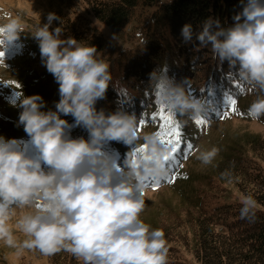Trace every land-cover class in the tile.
<instances>
[{"label": "clouds", "instance_id": "9594fccd", "mask_svg": "<svg viewBox=\"0 0 264 264\" xmlns=\"http://www.w3.org/2000/svg\"><path fill=\"white\" fill-rule=\"evenodd\" d=\"M241 3L242 11L234 15L230 27L209 18L195 40L210 47L214 59L227 62L229 75L256 94L246 114L259 120L264 117V0ZM58 19L49 13L43 26L30 31L59 85L55 111L42 110L39 94L20 92L18 123L28 140L0 136V241L18 254L25 249L44 256L65 251L82 264H167L165 232L145 222L142 214L148 182L170 174L166 156L171 148L160 133L139 129L135 112L124 107L133 99L127 89L114 84L123 93L119 107L107 114L97 110V102L106 98L113 84L110 64L94 45L61 38L62 27L50 30ZM22 31L17 17L0 23V68H8L5 49L19 40ZM181 36L185 44L193 41L191 23L182 27ZM149 84L157 104L180 118L181 125L209 117V101L189 90L191 81L178 83L170 77L167 64L150 74ZM66 115L74 124L62 118ZM73 127H83L88 138L71 137ZM113 141L129 146L122 160L106 148ZM219 151L216 146L199 151L197 159L210 165ZM255 207V199L247 196L241 218L253 221ZM14 208L25 211L13 223Z\"/></svg>", "mask_w": 264, "mask_h": 264}, {"label": "trees", "instance_id": "16d2710c", "mask_svg": "<svg viewBox=\"0 0 264 264\" xmlns=\"http://www.w3.org/2000/svg\"><path fill=\"white\" fill-rule=\"evenodd\" d=\"M90 8L93 16L111 32L105 36L95 27L83 35L75 32L77 41L94 45L110 64L113 84L109 85L106 98L97 102L98 111L104 109L107 114L119 107L117 101L123 99V93L120 95L113 86L115 84L133 96L131 102L124 104L127 111H134L139 121H144L143 125H158L160 105L149 80L154 70L167 64L168 75L176 82L191 81L188 88L194 95L202 96L220 108L219 113L210 111L207 119H220L231 109L230 105L223 103L225 93L236 99L237 109L247 117V108L256 94L229 75L231 70L227 62L214 59L210 47H202L195 40V33L202 30L203 22L209 18L218 19L224 28L230 27L234 15L242 11L241 0H91ZM186 23H191L194 29V39L188 44L181 36ZM27 41L21 44L27 49V55L42 60L38 42ZM31 76V86L23 87L18 93L22 92L24 96L39 94L44 101L42 110L55 111L60 97L59 85L53 75L45 67L32 71ZM17 99L19 104L18 95ZM17 109L22 111L19 106ZM62 118L74 124L71 115ZM258 121L264 125V117ZM191 122L180 131L181 151L182 148L188 150V143H194L195 128ZM70 134L73 138L88 136L83 127H73ZM109 145L120 155L129 150V146L122 142L113 141ZM175 163L176 160L172 166ZM176 170L172 178L186 179L184 168ZM225 172L229 176L222 175ZM213 173L223 183L234 184L241 192L242 200L209 209L201 202V195L192 190V194L182 196L185 215L176 216L156 228L164 230L168 242L175 235L184 244L190 234L191 252L197 264H264V137L249 132L241 134L228 146L224 157L216 161ZM247 196L256 201L253 221L240 216L242 201ZM179 221L189 225V230L183 231L181 237L176 235L180 233L178 227L182 226ZM169 258L167 264H180L169 262ZM50 259V264H71L72 261L82 264L64 251L50 256Z\"/></svg>", "mask_w": 264, "mask_h": 264}, {"label": "rangeland", "instance_id": "374dc122", "mask_svg": "<svg viewBox=\"0 0 264 264\" xmlns=\"http://www.w3.org/2000/svg\"><path fill=\"white\" fill-rule=\"evenodd\" d=\"M90 2L91 0H0V23L5 22L10 17H17L21 20L22 27L25 30L20 33L17 42L5 49L4 57L8 68H0V136L6 139L28 140L23 126L18 123L20 111L17 109V95L23 87L31 86L32 71L43 69L46 66L42 60L30 58L27 55V49H23L21 44L27 40V42L30 40L38 42L30 31H34L39 24L43 26L47 22L49 13H55L60 18L52 22L50 30L62 27L61 38L63 39L75 38V32L77 35H83L92 27H95L105 36L111 35L110 30L93 16ZM13 101H15V104ZM226 112L227 114L220 119H206L207 122L203 125L192 121L191 124L195 128L194 143H191L193 145L192 149L183 150L182 148V151L179 149L174 154L177 163L172 167L167 165L170 168V178L155 183L148 182L150 187L146 193V207L142 218L145 222L151 224L153 228H156L159 224L169 223L176 216H184L185 208L182 206V203H184L182 196L183 194H192V190L194 194L201 195V202L209 209L242 200L238 188L232 183L220 181L214 175L213 168L216 161L224 157L228 146L233 140L238 139L241 134L249 132L264 137V125L258 120H252L242 115L236 105L235 111L229 108ZM158 118V125L149 126V124L139 123V129L142 132H163L164 121L160 115ZM174 120L178 122L180 131L185 128L186 125H181L177 117H174ZM87 138L88 136L85 137V139ZM167 139L165 137V143L169 144ZM169 146L170 148L176 146L174 137L173 143ZM213 146L219 148V154L212 164L204 165L197 159L199 151L210 150ZM106 148L113 155L118 158L122 157L121 160L123 159L124 155H120L115 147L107 144ZM179 167L186 170V179L172 178ZM13 211L15 213L13 216L14 223L20 215H23L25 209L14 208ZM178 224L181 225L182 223L179 221ZM188 230L189 225L183 223L177 229V232L180 233L176 235L180 236L183 231L187 232ZM18 236L21 240L24 238L22 234L18 233ZM189 240L190 234L184 244L173 235L171 242H168L171 250L168 254L171 257L169 262L197 264L192 255V245H190ZM64 253L71 255L65 251ZM50 260V256H44L35 249H25L18 254L16 250L5 246L0 241V264H50ZM78 261L76 262L82 263V261ZM71 264H75V262L72 261Z\"/></svg>", "mask_w": 264, "mask_h": 264}, {"label": "snow or ice", "instance_id": "6c2138e0", "mask_svg": "<svg viewBox=\"0 0 264 264\" xmlns=\"http://www.w3.org/2000/svg\"><path fill=\"white\" fill-rule=\"evenodd\" d=\"M209 103L212 105L211 112L213 113L220 112V108L213 106L214 104L211 101H209ZM223 103H227L228 105L231 106V109L235 111L236 99L233 96L225 93ZM223 114L226 115L227 112H224ZM159 115L164 121V131L160 133L162 142H165V137H167L168 138L167 142L169 144H172L173 137L175 138L176 146L172 147L170 153L166 156V161L169 162L168 166L171 167L172 166L171 162L176 159L174 154L179 150L180 139H181L180 127L178 122L174 120L175 117L174 114L170 110H167L163 104L160 105ZM143 122H144L143 120L140 121L141 124H143ZM206 122L207 120L204 118H198L196 120V123L201 125L206 124ZM186 147L188 150H191L193 145L191 143H188ZM168 178L169 177H165L164 179H168Z\"/></svg>", "mask_w": 264, "mask_h": 264}]
</instances>
